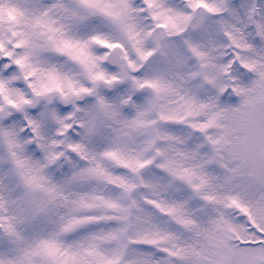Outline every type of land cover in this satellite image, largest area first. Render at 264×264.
I'll list each match as a JSON object with an SVG mask.
<instances>
[{"label":"snow or ice","instance_id":"1","mask_svg":"<svg viewBox=\"0 0 264 264\" xmlns=\"http://www.w3.org/2000/svg\"><path fill=\"white\" fill-rule=\"evenodd\" d=\"M0 264H264V0H0Z\"/></svg>","mask_w":264,"mask_h":264}]
</instances>
